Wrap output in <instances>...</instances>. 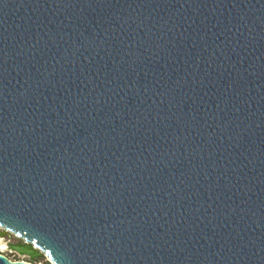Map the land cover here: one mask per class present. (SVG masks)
I'll return each instance as SVG.
<instances>
[{"label":"water","instance_id":"1","mask_svg":"<svg viewBox=\"0 0 264 264\" xmlns=\"http://www.w3.org/2000/svg\"><path fill=\"white\" fill-rule=\"evenodd\" d=\"M8 234L52 264H264V0H0Z\"/></svg>","mask_w":264,"mask_h":264},{"label":"rangeland","instance_id":"2","mask_svg":"<svg viewBox=\"0 0 264 264\" xmlns=\"http://www.w3.org/2000/svg\"><path fill=\"white\" fill-rule=\"evenodd\" d=\"M22 241L17 238L14 234H8L4 237L0 236V250L4 251L5 254L12 260H31L35 264H52L49 262V259L45 256L36 257L31 259L28 255H22L14 250L9 248L10 244H18Z\"/></svg>","mask_w":264,"mask_h":264},{"label":"flooded vegetation","instance_id":"3","mask_svg":"<svg viewBox=\"0 0 264 264\" xmlns=\"http://www.w3.org/2000/svg\"><path fill=\"white\" fill-rule=\"evenodd\" d=\"M0 252H1L2 254L6 255L4 251L0 250ZM6 256H7V255H6Z\"/></svg>","mask_w":264,"mask_h":264},{"label":"trees","instance_id":"4","mask_svg":"<svg viewBox=\"0 0 264 264\" xmlns=\"http://www.w3.org/2000/svg\"><path fill=\"white\" fill-rule=\"evenodd\" d=\"M28 261H31V260H28ZM31 262H33V261H31Z\"/></svg>","mask_w":264,"mask_h":264}]
</instances>
